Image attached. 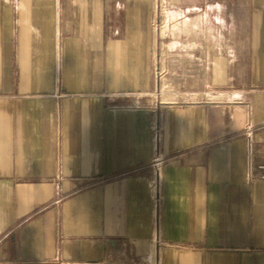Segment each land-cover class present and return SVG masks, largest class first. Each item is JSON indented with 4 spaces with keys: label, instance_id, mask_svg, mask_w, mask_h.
I'll use <instances>...</instances> for the list:
<instances>
[{
    "label": "crops",
    "instance_id": "0c3cea01",
    "mask_svg": "<svg viewBox=\"0 0 264 264\" xmlns=\"http://www.w3.org/2000/svg\"><path fill=\"white\" fill-rule=\"evenodd\" d=\"M264 0H0V264H264Z\"/></svg>",
    "mask_w": 264,
    "mask_h": 264
},
{
    "label": "built area",
    "instance_id": "2783aa9c",
    "mask_svg": "<svg viewBox=\"0 0 264 264\" xmlns=\"http://www.w3.org/2000/svg\"><path fill=\"white\" fill-rule=\"evenodd\" d=\"M256 169L259 172V177L264 180V163L257 165Z\"/></svg>",
    "mask_w": 264,
    "mask_h": 264
}]
</instances>
